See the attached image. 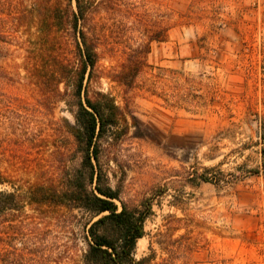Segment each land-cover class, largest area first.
<instances>
[{"label": "rangeland", "instance_id": "obj_1", "mask_svg": "<svg viewBox=\"0 0 264 264\" xmlns=\"http://www.w3.org/2000/svg\"><path fill=\"white\" fill-rule=\"evenodd\" d=\"M32 2L0 0V172L19 193L70 165L74 147L64 82L51 90L53 62L74 46L38 31ZM108 4L94 14L106 36L91 87L127 116L101 141L111 185L128 205L151 204L135 258L264 264V0ZM161 27L164 40H149ZM138 55L131 87L108 77ZM70 222L25 203L0 223V264L77 263L86 243Z\"/></svg>", "mask_w": 264, "mask_h": 264}, {"label": "trees", "instance_id": "obj_2", "mask_svg": "<svg viewBox=\"0 0 264 264\" xmlns=\"http://www.w3.org/2000/svg\"><path fill=\"white\" fill-rule=\"evenodd\" d=\"M32 1V16L38 31L52 36L63 31L71 40L69 46L73 43L75 50L72 57L69 47V56L53 62L51 81L54 97L61 93L57 85L64 82L62 95L67 97L73 114L74 122L67 124L74 141L69 153L72 163L63 164L46 184L23 193H19L12 178L0 172V184L11 187V190L0 189V223L25 203L30 206L47 203L55 218L64 216L69 222L82 221L86 248L79 261L72 264H146L149 256L136 259L134 251L137 240L145 233L150 201L128 205L118 188L111 185L102 161L101 141L120 124H123L121 130L126 131L127 116L114 96L91 87L100 57L99 46L106 36L101 25L103 16L97 19L94 14L109 9L110 0ZM166 30L159 28L149 40H164ZM143 63L138 55L108 77L131 87Z\"/></svg>", "mask_w": 264, "mask_h": 264}]
</instances>
